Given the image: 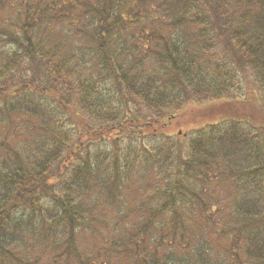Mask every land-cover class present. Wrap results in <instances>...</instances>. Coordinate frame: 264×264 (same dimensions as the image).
Wrapping results in <instances>:
<instances>
[{
    "label": "trees",
    "instance_id": "obj_1",
    "mask_svg": "<svg viewBox=\"0 0 264 264\" xmlns=\"http://www.w3.org/2000/svg\"><path fill=\"white\" fill-rule=\"evenodd\" d=\"M0 61V264H264V0H0ZM198 104L189 148L162 134L95 165L113 133ZM63 121L96 149L63 160ZM139 159L166 178L136 179Z\"/></svg>",
    "mask_w": 264,
    "mask_h": 264
},
{
    "label": "rangeland",
    "instance_id": "obj_2",
    "mask_svg": "<svg viewBox=\"0 0 264 264\" xmlns=\"http://www.w3.org/2000/svg\"><path fill=\"white\" fill-rule=\"evenodd\" d=\"M16 15V11L15 10H11L9 12L3 13L2 16L4 19H11V17L13 15ZM80 26H82L81 24H78ZM61 30H64L66 32L69 33V31L67 30L66 27H62ZM71 31V30H70ZM82 35L84 37H88V33L87 32H83ZM78 39L79 36H76L75 39ZM72 46H74V43H71ZM79 44V43H78ZM87 50V49H86ZM82 51V50H80ZM221 51V49H219V52ZM1 64V61H0ZM1 85V84H0ZM245 89H243V91H241L239 93V95H244L245 94ZM44 93L47 94L46 91H44ZM57 102V104L59 106H62L60 101H57V98L54 96V94H48L44 96V101L48 102L49 104H55L54 100ZM255 102L253 101V104L251 105L252 109L249 112L250 115H252L251 117L254 119L255 122H259L261 119V113H257L256 112V108H255ZM56 104V105H57ZM203 105L198 104L197 108L196 107H191V108H186L184 109L182 112L178 113V119L176 121H158V119H150V121L146 122L145 120H138V124L139 126L135 127L134 129L132 128L130 133L132 135V143L130 144V139L127 138L125 140H123L122 145H120V143L118 142L116 144V141H119L120 137H119V132L113 133V137H116L115 142L113 144V142L111 141L110 145H113L111 148V151L109 153H106V157H104L101 162H95V165L99 166L100 165V169H106L107 172H109L110 174L112 173L111 170V163L112 162V167H113V151L118 152L119 154V161H120V165H123L126 163V160H128L129 158V154L127 153L126 149L128 148V145H131V149L134 152H138L141 149V146H147L148 150H156L157 149V142L156 139H153V137H159L162 134H168L170 137V140L172 142H174L177 146H182V149L185 148H189L192 144V140L196 139L198 136L204 134L207 131L208 126L204 125V122H207L209 120H211L210 118L205 119L204 121H200V119H202V117L204 116L203 113ZM244 106V105H243ZM205 107V106H204ZM250 107V106H249ZM143 110V109H142ZM144 114H147V112H144ZM143 114V115H144ZM187 114L186 116H182ZM191 114V115H189ZM197 114V115H194ZM198 114H200V116H198ZM203 114V116H202ZM153 115V114H152ZM154 115H157V113L154 112ZM24 118V117H23ZM22 121V120H21ZM38 122V121H36ZM183 123L184 125H180L177 126L176 123ZM22 125L21 127H19V136H16L12 142H13V147L14 150H16L18 153H21V155L24 158H31L33 159L35 156V152L32 149V146L34 144V142L36 141V135H37V131L34 127H30V126H26L25 122L22 121L21 122ZM81 122H77L75 121L74 123L68 122V121H63V129L68 133V139H70V142H68V144H66L65 146V150L62 154V159L63 160H71L73 158V155L71 152V150L73 149H78L77 153L75 154L76 157L77 155L81 156L82 153L85 155V151L84 149L86 148V150H89L91 148V150H95L96 148H94V144L96 142H94L95 139L91 140V141H87L86 143L80 144L79 142V138L81 136V134H79V130L84 129L83 127H81L80 129H78V125ZM198 124V125H197ZM82 125V124H81ZM208 132V131H207ZM98 138V140L101 139H105L106 137L110 138L111 136L108 134H97L96 136ZM112 138V137H111ZM3 135L0 137V144L3 142ZM9 144L11 145V141L9 138ZM78 144V146H76ZM86 144V145H85ZM7 146V145H5ZM8 147V146H7ZM126 148V149H125ZM144 149H146L144 147ZM129 150V149H127ZM4 154V152L2 153ZM137 157V155H135V158ZM140 157V155H139ZM155 157L152 158V160H154ZM107 163H109L108 166ZM96 166V167H97ZM106 166V168H105ZM69 169L70 166H66L63 168L61 174H66L68 175L69 173ZM155 169L153 164H145L143 161H141L140 159L137 161L135 168L133 169V173L138 176H136V179H139L141 182L144 181L143 179H145V174L151 172V176L150 179L153 178V180H155V177H163V179L166 178V173H158L153 171ZM171 168H168L166 170V172L170 171ZM158 174V175H154V173ZM61 177V175H59ZM62 181V180H61ZM64 182V181H62ZM147 180H145V184H146ZM195 187V186H194ZM98 187H97V194H96V198L97 201L99 202V198H102V195L99 194L98 191ZM103 199V198H102ZM101 199V200H102ZM103 201V200H102ZM98 204V203H97ZM96 204V205H97ZM86 209H93L94 205H90V204H85ZM101 211V210H99ZM36 239V241L33 240L34 244H37L39 246L42 247V243H43V247H45V234L42 231L41 233L37 234L36 236L33 237V239ZM87 241V240H86ZM224 242V241H223ZM85 243V242H84ZM88 245V244H86ZM61 261L65 260L64 256L62 258H60ZM72 263H74L72 261Z\"/></svg>",
    "mask_w": 264,
    "mask_h": 264
}]
</instances>
